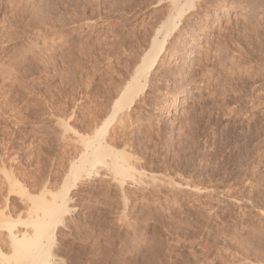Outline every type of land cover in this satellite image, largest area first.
<instances>
[{
  "label": "rangeland",
  "instance_id": "374dc122",
  "mask_svg": "<svg viewBox=\"0 0 264 264\" xmlns=\"http://www.w3.org/2000/svg\"><path fill=\"white\" fill-rule=\"evenodd\" d=\"M198 5L131 117L111 126L109 140L128 153L137 182L122 190L99 166L71 188L69 222L52 251L59 264H264V0ZM0 6V207L8 197L21 210L13 218L23 231L31 230L27 200L8 194L6 176L34 196L61 188L81 147L59 122L84 135L103 123L168 6ZM173 89L186 95L170 114Z\"/></svg>",
  "mask_w": 264,
  "mask_h": 264
},
{
  "label": "bare ground",
  "instance_id": "6f19581e",
  "mask_svg": "<svg viewBox=\"0 0 264 264\" xmlns=\"http://www.w3.org/2000/svg\"><path fill=\"white\" fill-rule=\"evenodd\" d=\"M199 1H201V0H158L159 6L166 3L168 6V9L166 10V13L164 14V16L159 21H157L158 23H156L154 25V22H153L154 27L149 30V35L151 34V36H150L151 39L149 41V46L147 45L148 48L145 50V52L143 51L144 53L141 56L140 60L138 62H136L137 65L135 66V69L133 70V73H132L131 77L129 78V80L126 81L124 86H122L123 88L120 91H118L119 93H117L118 95L116 96V98H114V100L111 101L112 103L110 106L109 116H107L106 119L103 121V123H101V125H98L95 128V130H93V132L90 131L91 134H86V133H85V135L80 134L78 132H75L74 131L75 129L73 130V128L70 127V125L68 124L67 121H66L67 123H64V121L59 122L60 123L59 126L63 127L64 128L63 130H65L63 133H65V132L68 133V132H72V131H73V133H75L74 134L75 138L73 140L70 139L69 143H72L74 145L76 144V146L79 145L81 147V149L80 150L77 149L79 151V156L77 155L78 156L77 158L75 156L76 159L73 158L74 161L71 164L69 174L67 175L63 185L61 186V188L57 192H52L50 190L45 189L46 188L45 187L46 184H45V186H44L45 188H43L44 190L42 191L41 194H38L37 196L31 195L30 193H28L24 190L25 185L22 184L17 179V177L15 178V176H12L11 173H13V170L11 173L9 172L11 175H7L6 179H5L7 181L6 184H8V188H9L8 189L9 191L7 190L8 194L9 195L19 194L22 196L25 195V197H26L25 199L27 200V202H26V206L24 208L28 214V220H26L23 223L26 226L31 227V230H28V229L23 230V231L17 230V224L19 222L14 220L15 216L13 218V215L14 214L16 215L17 213L21 214L22 212H21V210L15 211V209H17V208L12 210L13 208L11 209V207H13V206H10V207L8 206L9 198L8 197L6 198L3 196L4 198H6L5 199L6 204H5V207L3 206L4 208H2V206L0 207V264H59L60 260H58V258L56 257V255L53 254L52 251H53V248L55 245L56 234H57L59 227L62 228L63 226L68 224L67 222H69V219L67 221V215H69V213H71V208L68 206L69 202L71 201V197H70V193L72 194L71 188H73V189H74V187L77 188V185L81 180L91 178L95 174L97 175L96 170L98 169L99 166L104 168V170L106 171L108 176H112V180L114 182H116L122 190L127 184H129L128 182L130 180H131L130 182H137L135 174H138V173H137L136 168H134V166L131 164V162H129L130 157H129L128 153L124 149H118V148L114 147L111 144V141L109 140V138L112 137L111 126L113 124H116V125L117 124H119V125L125 124L128 121V119L131 117L130 115H131L132 110L134 109L135 105L137 104V102L140 99H142L141 97L146 93L154 72L157 70L158 66L164 61L165 54L167 55V52L171 49L170 48L171 43L181 34L182 31H185V28H184L185 22L184 21L188 20L187 19L188 15L192 11H194L196 8H198V6H199L198 2ZM18 3H19V1H18ZM21 3H23V2H21ZM80 3H82V2H80ZM63 4H65V3H63ZM46 7H49V6H46ZM225 10L229 11L228 9H225ZM94 11H95V9H94ZM31 12H32V10H31ZM50 12H51V15H52V13H55L54 11H51V10H50ZM162 12H163V10H162ZM54 15H56V13ZM56 16H55V18H57ZM45 18H43V19H45ZM18 19H20V18H18ZM88 19H89V17H88ZM92 19H94V18H92ZM189 19H190V17H189ZM66 20H68V19H66ZM85 20H87V19H85ZM27 21H30V20H27ZM41 21H42V19H41ZM94 21L96 22V19ZM10 22H11V20H10ZM66 22H68V21H66ZM76 22H75V24H76ZM46 23H48V22H46ZM0 25H1V23H0ZM65 28H67V27H65ZM55 29H58V28H55ZM61 29H62V27H61ZM149 35H148V37H149ZM1 42H2V40H1ZM73 45L75 46V44H73ZM4 47H5V45H4ZM71 48H72V46H71ZM51 61H53V60H51ZM64 62H66V61H64ZM190 64H192V61ZM5 70H6V66H5ZM76 70H77V68H76ZM72 83H74V82H72ZM70 87L72 88L74 86H70ZM101 87H102V85H101ZM75 88H77V87H75ZM173 90L170 92V94L168 96V100H166V103L164 102L165 106L168 110L167 113H170V114L178 108L179 103L181 102V100L186 95L185 89L181 90V91H176V90L173 91ZM89 112H91V111H89ZM75 114H77V113L73 112L72 119H73V117H75L74 116ZM69 120H71V117ZM83 121H84V119H83ZM57 124H58V122H57ZM84 132H86V131H84ZM67 145H70V144H67ZM75 149H76V147H75ZM98 172H99V170H98ZM3 184H5V183H3ZM2 188H0L1 189L0 193H3ZM4 189L6 190L5 185H4ZM3 195L6 196L5 193ZM10 201H11V198H10ZM1 230H3L5 232V235L3 236V238H1V235L3 234V233L1 234Z\"/></svg>",
  "mask_w": 264,
  "mask_h": 264
}]
</instances>
